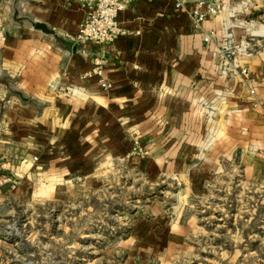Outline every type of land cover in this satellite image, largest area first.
I'll use <instances>...</instances> for the list:
<instances>
[{"label": "crops", "instance_id": "0c3cea01", "mask_svg": "<svg viewBox=\"0 0 264 264\" xmlns=\"http://www.w3.org/2000/svg\"><path fill=\"white\" fill-rule=\"evenodd\" d=\"M192 1L177 8L176 0H133L118 15L124 34L97 45L73 40L87 15L80 2L32 0L35 27L44 24L52 34L36 29L10 38L2 58L8 75L23 77L8 107L18 122L5 118L14 128L1 142L11 172L15 166L26 182L38 178L39 187L53 190L69 178L94 179L116 161L153 173L216 174L237 166L248 179L263 178L264 0H225L200 27L188 13ZM227 38L238 49L234 75L222 70L219 47ZM97 58L107 90L97 77H84ZM135 143L145 154H134ZM5 184L0 203L8 197Z\"/></svg>", "mask_w": 264, "mask_h": 264}, {"label": "rangeland", "instance_id": "374dc122", "mask_svg": "<svg viewBox=\"0 0 264 264\" xmlns=\"http://www.w3.org/2000/svg\"><path fill=\"white\" fill-rule=\"evenodd\" d=\"M30 5L0 0V150L14 128L5 118L18 122L9 108L23 79L8 75L3 59L10 38L36 32ZM138 143L134 154H145ZM12 162L0 155V186L9 185L0 203V264H264V177L248 179L237 166L153 173L116 161L94 179L69 178L53 190L38 178L26 182L15 166L11 172Z\"/></svg>", "mask_w": 264, "mask_h": 264}, {"label": "built area", "instance_id": "2783aa9c", "mask_svg": "<svg viewBox=\"0 0 264 264\" xmlns=\"http://www.w3.org/2000/svg\"><path fill=\"white\" fill-rule=\"evenodd\" d=\"M80 2L87 10V15L80 25L78 33L73 40L81 44L93 43L104 45L113 42L118 36L124 34L119 26L118 15L133 0H76ZM162 1V0H156ZM187 0H176V7L182 8ZM194 7L188 10L191 21L196 27H200L204 22L215 18L220 14L224 7L225 0H193ZM232 11V8H230ZM212 32L206 34L204 39L206 43L212 42ZM237 47L231 39H226L219 47V52L223 59L222 70L225 74H237L234 65ZM241 74L246 77L250 83L253 82L249 71L246 68L241 69ZM85 78L97 77L103 90L111 87L110 81L105 76L103 62L97 58L91 71L84 75ZM73 93V89L69 90ZM255 90H250V95L254 96Z\"/></svg>", "mask_w": 264, "mask_h": 264}, {"label": "water", "instance_id": "95a60500", "mask_svg": "<svg viewBox=\"0 0 264 264\" xmlns=\"http://www.w3.org/2000/svg\"><path fill=\"white\" fill-rule=\"evenodd\" d=\"M36 28L45 33L52 34V31H50L44 24L38 23L36 24Z\"/></svg>", "mask_w": 264, "mask_h": 264}]
</instances>
